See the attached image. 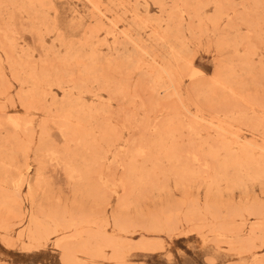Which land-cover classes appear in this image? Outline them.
Wrapping results in <instances>:
<instances>
[{"label":"rangeland","instance_id":"1","mask_svg":"<svg viewBox=\"0 0 264 264\" xmlns=\"http://www.w3.org/2000/svg\"><path fill=\"white\" fill-rule=\"evenodd\" d=\"M0 264H264V0H0Z\"/></svg>","mask_w":264,"mask_h":264},{"label":"bare ground","instance_id":"2","mask_svg":"<svg viewBox=\"0 0 264 264\" xmlns=\"http://www.w3.org/2000/svg\"><path fill=\"white\" fill-rule=\"evenodd\" d=\"M235 142V141H234ZM237 142V141H236Z\"/></svg>","mask_w":264,"mask_h":264}]
</instances>
